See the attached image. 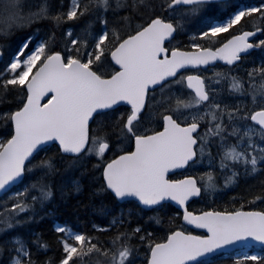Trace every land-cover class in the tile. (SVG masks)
<instances>
[{"label": "snow or ice", "instance_id": "obj_1", "mask_svg": "<svg viewBox=\"0 0 264 264\" xmlns=\"http://www.w3.org/2000/svg\"><path fill=\"white\" fill-rule=\"evenodd\" d=\"M0 61V264H264V0H0Z\"/></svg>", "mask_w": 264, "mask_h": 264}, {"label": "trees", "instance_id": "obj_2", "mask_svg": "<svg viewBox=\"0 0 264 264\" xmlns=\"http://www.w3.org/2000/svg\"><path fill=\"white\" fill-rule=\"evenodd\" d=\"M213 18H220V13L217 12L214 14ZM196 26H199L197 24ZM2 63V61L0 62ZM251 65H246V67H250ZM222 67V66H217ZM211 73V69L209 71ZM219 87L220 85H216ZM225 94H227V85L224 86ZM203 170V169H202ZM73 176L72 174H65L61 177L59 174L56 178V187L54 188V199L50 202H47L44 206V210L40 212V216L42 219L38 220L34 225H32L33 230L37 232H42L45 235L46 239H51L53 236V225L54 222H68L73 227L80 228H90V222H99L97 215L94 214V210L91 206H89L88 193L90 191L87 181H82L84 184L83 191L81 193H76L71 190V180ZM264 178V174L259 176H253L248 178L246 181L241 180L240 185L229 191L226 190L223 197L217 200L218 203H224L228 197L233 195V192H239L242 189L246 188L247 185H252V193H259L261 185L259 184V180ZM223 176L218 178V183H223ZM64 183L63 194L60 188V184ZM35 194V193H32ZM259 206V205H258ZM173 210L175 208L173 207ZM20 231L25 232L24 229ZM26 234V232H25ZM52 252L42 253L41 255H51ZM88 259V257H85ZM227 264V262H225Z\"/></svg>", "mask_w": 264, "mask_h": 264}, {"label": "bare ground", "instance_id": "obj_3", "mask_svg": "<svg viewBox=\"0 0 264 264\" xmlns=\"http://www.w3.org/2000/svg\"><path fill=\"white\" fill-rule=\"evenodd\" d=\"M220 64H222V65H223V62H221ZM244 251H246V250H244ZM244 251H243L241 254H244ZM248 254L250 255V254H251V252L249 251V252H248Z\"/></svg>", "mask_w": 264, "mask_h": 264}, {"label": "flooded vegetation", "instance_id": "obj_4", "mask_svg": "<svg viewBox=\"0 0 264 264\" xmlns=\"http://www.w3.org/2000/svg\"><path fill=\"white\" fill-rule=\"evenodd\" d=\"M217 66H223L222 64H219V65H217ZM209 71H210V69H209Z\"/></svg>", "mask_w": 264, "mask_h": 264}, {"label": "rangeland", "instance_id": "obj_5", "mask_svg": "<svg viewBox=\"0 0 264 264\" xmlns=\"http://www.w3.org/2000/svg\"><path fill=\"white\" fill-rule=\"evenodd\" d=\"M210 74V73H209Z\"/></svg>", "mask_w": 264, "mask_h": 264}]
</instances>
